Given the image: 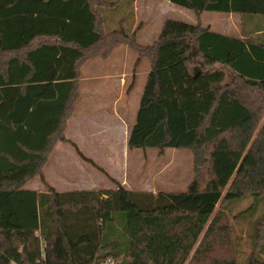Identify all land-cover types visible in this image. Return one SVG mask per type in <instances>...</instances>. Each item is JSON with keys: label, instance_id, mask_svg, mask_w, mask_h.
Here are the masks:
<instances>
[{"label": "trees", "instance_id": "16d2710c", "mask_svg": "<svg viewBox=\"0 0 264 264\" xmlns=\"http://www.w3.org/2000/svg\"><path fill=\"white\" fill-rule=\"evenodd\" d=\"M164 1L197 19L264 17V0ZM123 2L0 0V264H264V192L199 186V150L264 110V27L236 38L167 19L143 46L124 22L107 29L104 11ZM120 47L150 64L128 148L191 151L186 192L114 181L115 190L59 193L45 181L57 144L69 143L84 66ZM37 178L45 192L25 189ZM234 224L251 230L243 263Z\"/></svg>", "mask_w": 264, "mask_h": 264}, {"label": "rangeland", "instance_id": "374dc122", "mask_svg": "<svg viewBox=\"0 0 264 264\" xmlns=\"http://www.w3.org/2000/svg\"><path fill=\"white\" fill-rule=\"evenodd\" d=\"M129 1L130 0H125V2L120 4V6L116 9H107L104 11L107 29H119L121 22H124L125 28L128 32L141 30L138 34V41L143 46L151 45L158 38L162 26L167 19L182 21L188 24H195L199 21L203 27L206 23H212L213 27L217 28L218 30H223L225 28L224 23L228 20H214V18H227L231 16L229 14L226 15L220 13H203V16H201L203 17L202 21L201 18L197 19L194 12L188 9L171 5L164 0H140L137 12L138 19L135 20L134 15L132 16V6L130 5ZM165 3H167V5H165ZM209 21L210 23H208ZM135 22L136 26L141 23L140 27H138L137 29H134ZM228 22L226 24H228ZM213 27L212 29L214 30ZM231 33L237 35L236 30L231 31ZM91 66L88 67L90 69H86L85 79H94V81H97V84L99 85L103 82H107L109 85V92L107 94L108 96L106 98L107 100L105 104L101 106H95L93 108L96 110L99 109L100 111H113L115 108L119 110L121 109L124 103H126V100L124 99L123 101L118 103V107L117 105H114L115 99L119 95V88L117 87L118 89H115L113 82L117 78H121L122 76H124L126 77V80L128 82L125 91L126 96L128 95V92H131V107L134 111L132 121L134 124L147 82L148 74L150 72V64L147 61L138 63V55L128 47H123L110 61L105 62L102 60H96L94 63H92ZM91 68L105 69V72L102 74L101 72L96 71L95 75L91 76L90 74H93L92 71H94ZM109 83L111 84V88ZM118 85L119 82L117 86ZM83 90L84 93L87 91L86 88H83ZM260 112H263L262 115L258 116V118H260L261 120L260 127H262L264 125V110ZM257 136H259V132L256 133L255 138L253 140H249V142H251L250 145L256 148L257 152L263 153L262 157L264 158V137L259 138ZM130 152L131 153L129 155L127 180L131 189L138 191L147 190L155 192H186L188 186L194 179V155L191 151L166 150L163 153H160L156 149H151L145 151L137 150L134 153H132L133 151ZM210 152L212 153V150L203 153V158L207 160L206 165L203 166V169L206 173V169L209 167L208 160H210V156H208V154H210ZM63 156H65L64 158L67 160V167H61V170H57L52 163V165H50L46 170V178L51 183H53V185H58L59 187H61L62 181L73 179L78 180L79 182L100 185L98 187L99 189H116V186H114V184L110 180V175L107 174L104 170L103 172H101L92 164L86 163L84 161V164L81 165L78 159L75 158L73 153L72 155L69 152L64 153ZM98 158L100 159V165L103 166L108 173L120 179L122 173H119L116 170L123 164V154L120 150H117V152H113L111 154H101L99 152ZM220 160V162L217 161V166H221V168H223L224 170L229 169V157L222 156ZM107 181L111 182L113 186L108 185L110 183H107ZM205 186L206 185L202 184L200 186V190L203 191L206 188L219 189L218 191H221L223 193L232 190V186ZM255 190L264 191V187H253L250 188L249 191L254 192ZM243 206H247V203H244ZM258 215H260V213ZM234 232L237 237L242 236V253L240 254V260L243 263L249 258L252 252V248L250 245L251 230L242 227L241 224L237 226H235L234 224ZM263 243V236H260L259 244Z\"/></svg>", "mask_w": 264, "mask_h": 264}, {"label": "crops", "instance_id": "0c3cea01", "mask_svg": "<svg viewBox=\"0 0 264 264\" xmlns=\"http://www.w3.org/2000/svg\"><path fill=\"white\" fill-rule=\"evenodd\" d=\"M139 1L140 0H135L133 3L135 20L138 19L137 12ZM167 3H165V5H167ZM229 15L231 16L227 18H214V20H230L229 22L227 21L228 24H226L227 22L224 23L225 28L223 30H218L217 28L213 27L212 23H206L204 27L210 28L214 32L230 37L243 38V35L245 34L249 37L251 36V34H253L254 36V34L257 35L262 33L264 38V31H262L261 33H254L257 28L264 27V17H247L242 20L239 14L231 13ZM201 19L203 21V17H201ZM208 23H210V21ZM140 25L141 23L136 26L135 22L134 29H137L138 27H140ZM212 27L214 28V30L212 29ZM233 29L237 31V35L231 33V31H234ZM136 31L138 39V34L141 30ZM121 48L123 47L116 49L112 56L107 60L95 59L88 62L82 70V78L80 80V97L75 105V111L67 123V129L65 132V137L69 141V143L57 144L53 155L50 158V161L44 169V178L46 183L59 193L109 190L107 188L99 189L98 187L100 185L97 184L79 182L78 180L73 179L62 181L61 187H59L58 185H53V183H51L46 178V170L50 165H52V163L57 170H61V167H67L66 164L68 165V163L64 158L65 156H63L64 153L69 152L71 155L73 153L75 158L78 159L79 163L81 165L84 164L85 161L81 159V157L78 155L77 150L72 146V144L77 146L81 154L87 160L92 161L98 168L104 170L107 174H109L111 178L110 180L112 181L114 186H116V184L114 183L115 181L130 191L152 192L154 194L157 193L155 191L134 190L131 189L128 184L127 178L129 155L131 153L130 151H133L132 153H134L137 150H129L128 148L129 132L134 125L132 121L134 111L131 107V92H128L127 96L125 94L128 84L126 77L122 76L121 78H117L113 82L114 88H119V95L115 99L114 105H117L118 107V103H120L124 99L126 100V103H124L120 110L117 108H115L113 111L104 110L106 112H104L103 110L100 111L99 109L96 110L93 107L105 104L107 100L106 98L108 96L107 94L109 92L108 83L103 82L99 85L97 84V81H94V79H85L86 69H90L88 67H90L92 63H94L96 60H102L105 62L110 61L115 57L116 53ZM91 69L94 70L92 71L93 74H90L91 76H94L96 71L101 72L102 74L105 72V69ZM118 82L119 85L117 86ZM83 88L87 89L85 93ZM262 113L263 112H259L257 115L241 123L237 127L220 136L214 142L205 145L199 150V186H201L202 184L206 185L205 187L232 186V190L230 191L234 192H252L249 191L250 188L264 187V158L262 157L263 153L257 152L256 148L250 145L251 142H249V140H253L255 138L256 133L258 132L259 136L257 137H264V125L260 127L261 120L260 118H258V116L262 115ZM117 150H120L123 154V164L121 167L116 169L117 172L122 173L120 179L108 173L107 170L100 165V159L98 158L99 152L101 154H111L113 152H117ZM209 150H212V153L210 152V154H208V156H210V160H208L209 167L206 169V173L203 169V166L206 165L207 160L203 158V153H206V151L209 152ZM222 156L229 157L230 167L227 170H224L223 168H221V166H217V161L220 162ZM107 183H110L108 185H112L111 182L107 181ZM25 189L33 190L39 193L46 191V187L39 178L30 182L25 187ZM213 190L215 189L206 188L203 191ZM254 192L264 191L255 190Z\"/></svg>", "mask_w": 264, "mask_h": 264}]
</instances>
